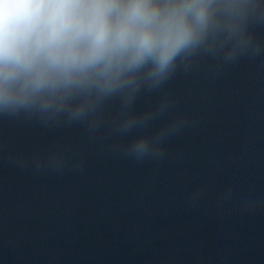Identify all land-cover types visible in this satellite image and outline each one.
I'll return each instance as SVG.
<instances>
[{
  "label": "water",
  "instance_id": "obj_1",
  "mask_svg": "<svg viewBox=\"0 0 264 264\" xmlns=\"http://www.w3.org/2000/svg\"><path fill=\"white\" fill-rule=\"evenodd\" d=\"M226 53L128 110L0 114V264H264V17Z\"/></svg>",
  "mask_w": 264,
  "mask_h": 264
},
{
  "label": "clouds",
  "instance_id": "obj_2",
  "mask_svg": "<svg viewBox=\"0 0 264 264\" xmlns=\"http://www.w3.org/2000/svg\"><path fill=\"white\" fill-rule=\"evenodd\" d=\"M261 17L264 0H0V114L131 109L191 57L234 55ZM142 119L128 111L123 127ZM152 149L146 134L128 144L137 158Z\"/></svg>",
  "mask_w": 264,
  "mask_h": 264
}]
</instances>
